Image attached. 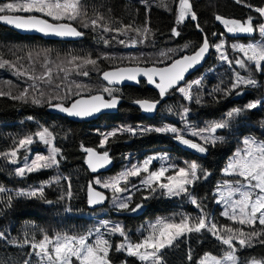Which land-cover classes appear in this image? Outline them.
Here are the masks:
<instances>
[{
    "label": "trees",
    "instance_id": "obj_1",
    "mask_svg": "<svg viewBox=\"0 0 264 264\" xmlns=\"http://www.w3.org/2000/svg\"><path fill=\"white\" fill-rule=\"evenodd\" d=\"M191 3L198 19L193 21L189 18L177 26L174 11L168 10L175 9V0H163V3L162 0H82L83 10L87 15L73 23V26L84 33L76 42L45 41L35 36H21L0 26V63L5 60L10 62L0 67V93H4L0 95V153L9 152L20 138L32 135L43 127L53 131L55 143L61 149L58 167L43 169L23 177L17 176L15 169L20 166V161L26 155L25 150H21L17 164L9 163L8 159L0 156V187L5 189L0 192V232L6 237L0 239V264H22V261L29 259L30 249L24 245V237L40 239L45 233L53 237L58 233L79 235L87 234L89 230L95 234L96 228L108 231L99 222L108 221L109 227L111 224L121 225L131 241L136 242L148 234V224L158 218L179 220L182 215L197 216L199 210L187 197L167 198L158 191L149 199L143 200L142 197L148 193L136 184L138 178L131 179L129 189L132 195L131 203L143 204V213L140 216L129 217L130 211L117 210L109 199L99 209L90 210L87 207V184L93 183L94 178L113 177L152 154L167 156L168 162L179 166H185V161H195L207 169L210 175L193 187V194L203 203L207 214L219 224H231V221L220 215L219 208L213 202L212 192L221 179V171L228 157L240 146L242 138L264 141V105L245 110L242 116L230 121L228 128L218 130L217 135L224 137L223 142L210 146L204 154H192L184 150L172 134L148 132L133 136L125 133L112 138L107 145L112 160L110 171L103 175H93L84 168L81 147L83 145L98 148L102 138L100 133L121 127L156 128L171 125L184 128L180 116L170 113L169 108L179 113L184 106L189 107L190 125L204 128L210 122L226 118L227 112L233 108L243 109L251 102L264 101V72H260L256 77L255 86L241 88L239 95H225L223 90L229 88L233 80V68L220 61L219 53L214 47H210V55L202 68L186 79L189 83L197 79L202 80L199 87L193 86L194 95L199 94L201 97L200 104L186 101L179 92L172 91L162 100L154 116L145 117L132 108L130 103L142 98L158 99V96L154 91L147 89L144 82H139L137 87L126 86L118 89L115 94L120 97L121 103L115 114L100 115L89 122L75 123L45 112V108L49 106L48 99L65 97L68 89H71V96L63 100L53 99L52 102L67 105L79 97L77 92L80 96L100 94V90L105 87L98 79L102 71L117 66H136L132 62L133 57L138 59L140 66H151L154 62L167 60V56L163 54L173 58L190 54L207 35L212 45L223 39L228 54L234 58L235 53L231 45L253 43L261 39L259 32L233 36L226 32L224 25L217 21L215 16L240 20L252 16L254 23H264V18L254 10L264 7V0H242L241 3L236 0H191ZM163 4H166L167 8ZM97 14L104 16L102 23L109 28L122 27L125 24L141 30L148 27L151 36L144 43H137L133 47L117 41L105 45L103 39H111L115 33L104 32L100 28L93 30L92 27H83L84 23H90ZM173 27H177L180 36L172 34ZM221 33L224 35L221 36ZM130 38L141 39L134 31H128L126 36L119 37L125 41ZM186 44L189 46L187 49L184 48ZM72 56L99 58V71L87 66L89 76L84 77L72 72L64 78L65 73L57 66L71 68L67 61ZM46 68L52 70L51 84L34 81L20 74L28 71L39 76ZM33 84H36L39 91L31 87ZM77 84L82 87L77 88ZM57 85H60L59 89ZM25 88L29 90L28 102L13 99ZM40 92L44 93L43 97ZM32 97L40 98L41 104L31 103ZM39 151L30 149L28 160L34 156L33 153ZM57 177L59 182L50 183ZM69 184L70 197L67 194ZM132 185L141 190L137 192ZM41 186L44 188V198H40L39 194L36 197L18 195L21 190L30 191ZM97 190L110 197L109 192L99 188ZM261 227L264 226L258 225L257 231ZM105 235L113 245L109 253L111 264H142L137 257L129 256L125 251L115 250V246L123 240L119 234L113 235L109 232ZM224 249L225 246L206 232L193 234L187 239H181L175 247L167 249L165 259L167 264H198L205 253L222 256ZM189 252L193 258L191 261L187 259ZM238 256L242 263L252 258L264 260V245L256 242L252 247L240 249Z\"/></svg>",
    "mask_w": 264,
    "mask_h": 264
},
{
    "label": "snow or ice",
    "instance_id": "obj_2",
    "mask_svg": "<svg viewBox=\"0 0 264 264\" xmlns=\"http://www.w3.org/2000/svg\"><path fill=\"white\" fill-rule=\"evenodd\" d=\"M241 3L242 0H236ZM163 3V0H162ZM174 11L176 16V25L184 23L186 19L196 21L198 19L194 11L191 0H175ZM167 8L166 4H163ZM251 8V5H246ZM261 18H264V7L254 9ZM87 15L83 10L82 0H5L0 2V22L12 25L21 30H36L45 34H53L60 37H80L84 33L73 26L74 22L79 21L82 16ZM102 14H97L96 18L91 19L90 23H84L83 27H92L93 30L100 28L104 32H113L115 35L111 39H103V43L108 45L111 41H117L120 44H126L121 36H126L128 31H134L141 39L130 38V43H144L151 36V30L145 27L143 30L133 28L132 25L125 24L122 27L109 28L105 26ZM215 19L222 23L229 34L252 35L259 32L264 37V23H254V17L248 16L245 20L235 18H225L216 15ZM197 24V28H199ZM172 34L176 37L180 36L177 27L172 28ZM213 35H216L213 33ZM224 34L221 33V36ZM226 42L222 39L217 44H210L207 35L199 47L195 48L191 54L180 55L173 58L167 56V60H160L152 63L151 66H140L137 58L133 57L132 62L136 66H117L109 70L102 71L101 76L108 85H118L124 81H135L139 83V78L144 77L147 83L153 85L157 90L160 99H136L133 103L145 113H153L158 111V107L167 95L172 91L179 92L182 97L189 102L200 104L202 102L199 94L193 93V86L199 87L202 84L201 79L192 82L186 81V74L191 69L200 64L210 47H214L219 53L220 61L227 63L233 68L234 78L230 83V87L224 89L225 95L241 94L242 87L255 86L257 84L253 75H241L236 69H243L249 73L264 72V42H253L247 44H233L231 49L233 52L239 53L234 58L228 54L225 48ZM189 46H184L187 49ZM171 51V50H170ZM183 52V49H181ZM99 58L72 56L67 61L71 68L61 67L60 71L65 73L66 78L72 72L84 77L89 76L87 66H92L99 71ZM10 64L5 60L0 63V67ZM162 65V66H160ZM16 67L15 65H11ZM28 76L29 79L52 83V70H46L39 76L33 75L28 71L20 73ZM63 79V78H62ZM37 90L36 84L31 85ZM59 89L60 85L56 86ZM77 88L82 86L77 84ZM28 89L21 91L18 99L28 102ZM118 89L105 86L102 89L103 94L89 95L87 98L80 96L78 99L71 100L67 106L62 102L53 103V99L63 100L72 95L71 89H68L65 97H51L48 104L66 113L69 116L86 118L91 117L104 109H115L120 97L115 93ZM217 91H221L217 89ZM107 94V99L105 95ZM4 95V93H0ZM44 93L40 92L43 97ZM42 100L37 97L31 98V103L41 104ZM260 105H264V101H254L245 106V108H233L228 111L226 118L219 121L210 122L204 128L192 127L188 121L191 109L187 106L182 111L176 113L174 109L169 108L172 114H178L181 121L184 122V128L176 126H164L156 128H136L121 127L113 129L107 133H100L101 140L98 148L83 147L86 152V163L88 168L93 172L112 163L107 145L111 139L122 134L144 135L148 132L172 134L173 138L184 146L197 151L198 153H207L210 146H215L217 142H223L224 137L217 135L218 130L226 129L230 126V121L239 116L245 110H252ZM195 139H192V138ZM55 135L48 127L36 131L34 134L20 138L7 153H0L8 159L9 163L17 164L21 150H28L30 146L37 142H42L48 147L47 155L37 154L30 161L24 157L23 166L16 167L15 174L23 177L26 174L58 167L61 156V149L55 143ZM245 148L237 151L224 169L228 176H235L234 181L226 180L222 185L217 187L218 199L215 202L223 205L220 215L231 221V224H219L213 217L207 214L203 203L193 194V187L201 180L207 179L210 172L202 165L195 161H185V166L176 164L162 165L156 170L151 169L153 160L160 157L152 156L145 159L141 163H133L130 167L120 172L118 175L108 180L95 179V185L108 190L112 193V203L117 210L135 212L143 207L141 203L132 204V195L130 193V178L142 177L140 185L148 193L142 197L143 200L149 199L158 191L168 197H187L189 202L199 210V214L195 217L182 215L179 220L161 217L154 223L149 225L148 234L141 240L133 242L128 237L126 230L119 224L109 227L108 221H102V226L110 232V234H119L123 238L122 242L115 246L117 251H125L129 256L137 257L142 264H167L165 252L167 249L175 247L181 239H187L193 234L208 233L213 236L222 246H225L222 256L217 257L212 253H205L198 261V264H241L238 252L240 249L252 247L258 242L264 245V227L257 231V226H264V141L257 142L252 138H245L243 141ZM98 149H103L100 151ZM163 159L167 160V156ZM59 182V177L54 178L50 183ZM139 192L141 189L132 185ZM5 189L0 187V192ZM125 193H129L125 196ZM44 198L43 186L32 189L30 191L21 190L18 195ZM68 196H71V185L69 184ZM64 197H61L63 199ZM109 197L104 192L98 191L93 183L90 182L87 187V202L89 205H99L104 203ZM52 203V201H46ZM239 225L240 227H235ZM248 229V230H246ZM100 228L95 229L96 238L93 240V231L89 230L87 234H56L54 237L44 234L42 238L25 239L24 245L30 249L29 257L35 256L39 258L38 264H111L109 259L110 250L113 245L109 240L100 234ZM5 234L0 232V239H5ZM187 259L191 261L192 255L189 252ZM22 264H31V259L22 261ZM243 264H264V260L252 258Z\"/></svg>",
    "mask_w": 264,
    "mask_h": 264
},
{
    "label": "water",
    "instance_id": "obj_3",
    "mask_svg": "<svg viewBox=\"0 0 264 264\" xmlns=\"http://www.w3.org/2000/svg\"><path fill=\"white\" fill-rule=\"evenodd\" d=\"M0 26H1V27H4V28H6V29H8V30H10V31H12V32H15L16 34L21 35V36H35V37H38V38H40V39H42V40H45V41H55V42H76V41H78L79 38H80V37H60V36L53 35V34H45V33H42V32L36 31V30H21V29H17V28H15V27L12 26V25H8V24H6V23H4V22H0ZM199 46H200V45H199ZM199 46H198V47H199ZM210 52H211V49H209V51H208V53L206 54L204 60H203L200 64H198L196 67H194L193 69H191V70L189 71V73L186 74V79H187L190 75H192L194 72H196L197 70H199V69L202 68L204 62H205V61L207 60V58L209 57ZM190 54H191V53H190ZM123 67H124V66H123ZM143 67H147V66H143ZM108 70H109V69H108ZM105 71H106V70H105ZM98 79H99V81H100L104 86H107V87H113V88H116V89H119V88H122V87H126V86H129V87H137V86H138V83L135 82V81H124V82H122L121 84H118V85H108L107 82L104 81V80L102 79L101 74L99 75ZM139 82H144L145 87H146L147 89H150V90L154 91V92L158 95V97H159L158 90H157L153 85L148 84L146 78H144V77H140V78H139ZM96 94H99V93H96ZM92 95H95V94H92ZM88 96H89V95H88ZM88 96H83V97L87 98ZM78 98H80V96L77 97L76 99H78ZM106 99H107V98H106ZM120 103H121V100H120L118 106L120 105ZM68 104H70V103H68ZM68 104H67V105H68ZM67 105H66V106H67ZM118 106H117L115 109H104V110H102L101 112L96 113V114H94L93 116H91V117H86V118H79V117L69 116V115H67L66 113H63V112L59 111L58 109H55V108L51 107L50 105L47 106V107L45 108V112H46V113H49V114H52V115L59 116V117L64 118V119H67V120H69V121H71V122L80 123V122H89V121L95 120V119H96L98 116H100V115H111V114H115L116 111H117ZM130 106H131L132 108L137 109V110H138L141 114H143L145 117H152V116L155 115V112H156V111H155V112H153V113H145V112H143V111L139 108V106H138L137 104H135V103H133V102L130 103ZM179 144L182 146V148H183L184 150H186V151H188V152H190V153H192V154H197V153H198L197 151H195V150H193V149H190L189 147L184 146V145H182L181 143H179ZM81 151H82V153L84 154V168H85V170H86L87 172H89L90 174H93V175H103V174H106L107 172L110 171V169H111V164L108 165V166H106L105 168L100 169V170H98L97 172L93 173V172L88 168V166H87V163H86V157H87V154H86V152L83 150L82 147H81ZM88 185H89V184H87V187H88ZM98 191H99V190H98ZM86 202H87V190H86ZM105 202H106V201H105ZM105 202L102 203V204H99V205H89L88 202H87V207H88L90 210L99 209L100 207H102V206L105 204ZM142 213H143V208H140L139 210H137V211H135V212H131V211H130V212L128 213V215H129V217L135 218V217L140 216Z\"/></svg>",
    "mask_w": 264,
    "mask_h": 264
},
{
    "label": "rangeland",
    "instance_id": "obj_4",
    "mask_svg": "<svg viewBox=\"0 0 264 264\" xmlns=\"http://www.w3.org/2000/svg\"><path fill=\"white\" fill-rule=\"evenodd\" d=\"M233 36H240V35H244V34H236V35H234V34H232ZM261 37V36H260ZM255 42H264V37H261V39H259V40H257V41H255ZM126 45L127 46H132L133 47V44H131L130 43V40H127L126 41ZM235 54H234V57L235 56H237V55H239V53H236V52H234ZM236 71H239L240 72V74L241 75H244V76H247V75H253L254 76V78L256 79V77L258 76V74L260 73V72H255V73H249V72H247V71H245V70H243V69H236ZM233 78H234V73H233ZM242 88H244V87H242ZM100 94H103L102 93V90H100ZM105 95V98H108L107 97V94H104ZM245 113V111H243L239 116H237V117H235V118H238V117H240V116H242L243 114ZM234 118V119H235ZM168 126V125H167ZM189 138H192V137H189ZM192 139H195V138H192ZM244 139H245V137L244 138H242L241 140H240V142H241V144H240V146L237 148V149H235L234 151H233V153L228 157V159H227V162H226V164H225V166H224V168L222 169V171H221V179L216 183V186H215V188H214V190H213V192H212V195H213V202H214V204L216 205V207H218L219 208V211H220V213H221V211H222V208H223V205L221 204V205H218L216 202H215V200L216 199H218V196H217V187L219 186V185H222L226 180H229V181H234L235 179H237L235 176H228V175H226L225 174V171H224V169L227 167V165H228V163L230 162V160L234 157V154L237 152V151H242L244 148H245V145H244V143H243V141H244ZM257 142H259V141H257ZM30 149H39L40 151L38 152V153H33L32 155H34V156H31L30 157V159H29V161L31 160V159H33L34 157H35V155H37V154H44V155H47V153H48V147L47 146H45L42 142H39L38 140H37V142H35V143H33L31 146H30V148L28 149V150H25V153H26V155L24 156V157H27L28 158V152L30 151ZM24 153V154H25ZM152 156H157V157H160V159H156V160H153V162H152V165H151V169L152 170H156V169H158L159 167H161L162 165H167V164H172V163H170V162H168V160H165V159H163L165 156L164 155H162V154H152V155H149V156H147L146 158H144L141 162H143L145 159H147V158H149V157H152ZM24 157H23V160H21L20 161V166H23V164H24V162H25V160H24ZM141 162H139V163H141ZM19 166V167H20ZM130 167V166H129ZM126 168H128V167H126ZM125 168V169H126ZM125 169H123V171L125 170ZM119 173H117V174H115L114 176H116V175H118ZM111 177H109V178H106V179H100V180H102V181H104V180H108V179H110ZM136 178H138L137 179V182H136V184L137 185H140V180H141V178L142 177H134V178H130V179H136ZM95 179H98V178H94L93 179V186H95L96 188H99V189H103V188H100L98 185H95V183H94V181H95ZM141 186V185H140ZM103 190H105V189H103ZM105 191H107V192H109L110 194H109V201L112 203V193L110 192V191H108V190H105ZM167 198H170V197H168L167 195H165ZM188 199V198H187ZM113 204V203H112ZM156 221V220H155ZM155 221H152V222H150L149 224H148V228H149V225L150 224H152V223H154ZM100 222V224L102 225V221H99ZM111 225H113V224H111ZM100 234L101 235H103V237L104 238H106V235L105 234H109V232L108 231H103V230H101L100 231ZM96 233L95 234H93V237H92V239L94 240L95 238H96ZM24 239H26V237H24ZM203 257V256H202ZM201 257V258H202ZM217 257H220V256H217ZM200 258V259H201ZM29 259H31V264H38V260H39V258H37V257H35V256H32V257H29ZM249 260H251V259H249ZM249 260H247V261H249ZM257 260H262V259H257ZM241 264H243L242 262H241Z\"/></svg>",
    "mask_w": 264,
    "mask_h": 264
},
{
    "label": "flooded vegetation",
    "instance_id": "obj_5",
    "mask_svg": "<svg viewBox=\"0 0 264 264\" xmlns=\"http://www.w3.org/2000/svg\"><path fill=\"white\" fill-rule=\"evenodd\" d=\"M123 88V87H122ZM119 89H121V88H119ZM158 96V95H157ZM158 99H160V97H158ZM161 102H162V100H161Z\"/></svg>",
    "mask_w": 264,
    "mask_h": 264
}]
</instances>
